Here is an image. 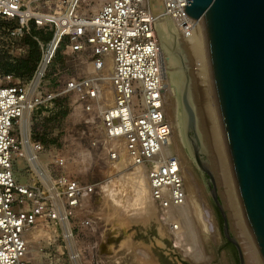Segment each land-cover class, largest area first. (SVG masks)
Wrapping results in <instances>:
<instances>
[{
	"label": "built area",
	"instance_id": "2783aa9c",
	"mask_svg": "<svg viewBox=\"0 0 264 264\" xmlns=\"http://www.w3.org/2000/svg\"><path fill=\"white\" fill-rule=\"evenodd\" d=\"M162 4V14L170 15L181 37L191 38L197 22L184 10L186 0H163ZM81 9V0H65L61 12L41 14L25 0H0V36L8 40L26 37L32 29L48 24L55 27L46 43L33 36L40 44L33 80L21 81L13 73L0 76V264H33L26 259V235L40 221L59 224L67 240L62 223L78 218L84 197L100 191L99 183L84 184L59 174L50 176L51 194L43 182L23 184L14 171V153L19 147L13 133L15 122L27 110H51L63 94H75L84 110L97 116L90 144L105 178L107 168L118 160V146L124 144L132 162L146 167L151 197L160 210L180 206L186 200L181 162L175 154H163L172 127L165 112L163 58L154 27L157 16L146 0H105L92 14ZM64 40L65 53L83 57L92 64L93 72L60 77V87L49 90L42 82ZM110 63L113 100L101 112L102 70ZM29 143L38 154L44 148L40 141L29 138ZM55 164L64 167L66 158L57 155ZM80 224L89 225L90 219L82 218ZM177 229L178 224H174L173 230Z\"/></svg>",
	"mask_w": 264,
	"mask_h": 264
},
{
	"label": "rangeland",
	"instance_id": "374dc122",
	"mask_svg": "<svg viewBox=\"0 0 264 264\" xmlns=\"http://www.w3.org/2000/svg\"><path fill=\"white\" fill-rule=\"evenodd\" d=\"M104 1L81 0V12L92 14ZM25 2L33 11L41 14H57L65 6V0H25ZM149 2H152V5H156L154 8L155 15L157 17L162 16L163 0H151ZM147 5L150 6L148 3ZM54 29V25L48 24L44 28L32 29V36L27 35L13 41L8 40L5 35L0 36V76L12 72L17 78L20 77L21 81L29 82L33 80L35 68L40 57V44L33 36L37 37L42 43H46L53 36ZM183 43L184 40L182 38L181 48L185 58H190L187 55L188 52L185 46L183 47ZM66 45L67 40H64L43 79L44 88L56 90L61 85V82L58 81L61 79L60 77L83 75L91 72L89 67H92V64L85 62L84 58L78 54L67 55L65 53ZM188 58L185 64L190 79V100L197 120V132L203 146L207 150L211 173L227 217L228 228L233 238L243 247L242 239L235 225L234 211L225 195V188L214 166L215 152L209 139V133L205 130L207 129L205 127L206 124L204 123L205 125H203L205 121L202 105L199 103L196 90L194 72L192 71L193 65ZM15 70H20V74H16ZM209 88L212 95V104L214 103L213 110L214 116H216V123H218V131L223 142L224 151H226L219 124L216 100L212 91L213 87L210 86ZM105 96L104 93L102 97L103 105ZM30 117V139L31 141H40L43 144V150L37 155L42 160L49 177L55 178L59 174H67L78 178L84 184H101L100 191L92 196L84 197L82 206L76 213L78 218L72 219L71 222L68 220L73 230L76 248L82 264H195L188 257L191 252L188 242L184 240L183 236L179 238L178 242L175 233L170 230L169 223L164 221L163 212H159V216L144 213L128 215V217L124 218V213L118 210L119 208L109 207L105 204L106 201L104 200L101 186L108 179V175H111L109 171L111 170V165L106 172L105 178V173L102 172L101 164L97 160V154H95L90 144L98 118L94 113H88L84 110L83 103L78 100L75 94L58 96L51 110L44 107L36 108L30 113ZM13 133L19 141L18 150L14 154V171L18 179L23 184L27 182L29 184L36 183L37 185L40 183L39 185H41L43 182L45 189L54 193L52 179L50 178L51 185L48 187L41 177L42 172L39 168L27 161L28 154L23 144L19 121L15 122ZM181 148L213 213L219 234V241L216 243H202V248L204 244L203 250L208 255L210 264H239L237 249L234 244L228 243L224 236L214 207L202 183L200 173L187 156L182 144ZM57 155L66 158L64 167H59L55 164ZM21 164L23 166H20ZM239 204L245 218L241 201ZM82 218H89L90 224H80V219ZM62 225L64 228L63 223ZM62 231V227L52 221L43 220L38 222L27 234V238L29 237L27 259L33 264H75L73 254L70 252ZM126 241L129 242L126 244ZM222 246L224 247L222 248ZM186 248H189L188 251ZM138 253L142 254L143 260L139 259L141 255L138 257ZM219 253L220 262L217 261Z\"/></svg>",
	"mask_w": 264,
	"mask_h": 264
},
{
	"label": "water",
	"instance_id": "95a60500",
	"mask_svg": "<svg viewBox=\"0 0 264 264\" xmlns=\"http://www.w3.org/2000/svg\"><path fill=\"white\" fill-rule=\"evenodd\" d=\"M186 2L187 15L201 21L229 164L245 218L264 262V0ZM154 27L167 65V70L162 71L167 73L176 97L175 128L179 140L201 175L227 242L236 247L239 264H246L242 248L228 228L207 150L197 132L180 32L170 15L156 19ZM209 183L213 184L211 190ZM218 257L220 262V253Z\"/></svg>",
	"mask_w": 264,
	"mask_h": 264
},
{
	"label": "bare ground",
	"instance_id": "6f19581e",
	"mask_svg": "<svg viewBox=\"0 0 264 264\" xmlns=\"http://www.w3.org/2000/svg\"><path fill=\"white\" fill-rule=\"evenodd\" d=\"M149 1H146V4L148 3L150 5L148 7H151L150 9L154 13V8L156 5H152V2ZM162 16L164 15L162 14ZM160 17H157V19ZM196 22V27L193 30V36L189 39L183 38V47L185 46L188 52L187 55L190 56V58L186 57L185 61L188 58L193 65L192 71L194 72L193 75L195 77L196 90L199 98V103L200 105H202V113L204 114L203 118L205 122H203V125L206 124L205 127L207 129L205 130L209 133L207 134L210 137L209 139L215 152V156L213 155L215 164L214 166L216 167L217 174L225 188V195L229 199L231 207L234 211L235 225L240 238L242 239L241 242L243 243V247L241 245L240 246L242 248L246 264H264L249 229L247 220H245V218L243 217V212L240 208L239 196L233 179L228 156L226 151H224L223 142L218 131V123H216V116H214L213 110L214 103L212 104V95L210 94L209 90V87L213 86L209 71L202 25L199 19L196 20ZM161 54L163 58V70H167L163 49H161ZM112 69L113 67L110 63L102 70L104 88H106L105 91L103 89L102 95L104 96L105 93L106 96L103 98L104 105L101 100V112L112 104L113 92L110 83V75ZM89 70L93 72V66L89 67ZM164 82L166 84V90L164 93L165 112L172 127V136L170 142L163 147V154L165 156L175 154L179 158L185 181L186 200L180 206L171 207L166 210H160L151 197L150 187L147 180L146 167L144 165L134 164L127 153L126 147L124 146V144H122L121 146H118V160L112 163L111 170H109L110 166L107 168V171L109 170L111 172V175H108V179L105 180V182L101 186L104 193V200L106 201L105 204L109 207L111 206L117 209L119 208L118 210L123 211L122 213H124V218L128 217V215H138L144 213L159 216V212H163L162 215L164 217V221L169 223L170 230L175 233L178 242L181 236H183V238H185L184 240L188 242L187 244H189V247L191 249L188 257L195 264H210L208 255L203 250L204 244L202 248V243H216L217 241H219V234L214 222L213 213L206 202L204 194L195 178V175L192 172L190 163H188L186 159L187 157H185L182 152L181 142L175 128V94L170 86L167 73H164ZM37 83L38 80L36 81V84ZM19 124L22 133L23 144L28 154V159L34 166L39 168V170L42 172V179L49 187L51 185V179L46 173V169L42 164V160L38 157L37 152L29 143L31 127L30 110L24 112L22 117L19 119ZM31 156L32 158L36 159L32 160ZM20 166L23 165L21 164ZM63 224L65 229L64 233L67 237V243L70 252L71 254H73L74 262L75 264H82L80 258L78 257V251L76 248V241L74 239V236L70 237L71 225L67 220H65ZM174 224H178L177 230H173ZM28 238L26 235L27 243ZM128 242L126 241V244ZM139 255H141V257ZM137 256L140 257V260H143L142 254L138 253Z\"/></svg>",
	"mask_w": 264,
	"mask_h": 264
},
{
	"label": "flooded vegetation",
	"instance_id": "af4514ba",
	"mask_svg": "<svg viewBox=\"0 0 264 264\" xmlns=\"http://www.w3.org/2000/svg\"><path fill=\"white\" fill-rule=\"evenodd\" d=\"M207 176H208V175H207ZM208 177H209V176H208ZM212 188H213V184H212V183H209V184H208V189L211 190Z\"/></svg>",
	"mask_w": 264,
	"mask_h": 264
},
{
	"label": "trees",
	"instance_id": "16d2710c",
	"mask_svg": "<svg viewBox=\"0 0 264 264\" xmlns=\"http://www.w3.org/2000/svg\"><path fill=\"white\" fill-rule=\"evenodd\" d=\"M16 74H20V70H15L14 71ZM9 73H12V72H9Z\"/></svg>",
	"mask_w": 264,
	"mask_h": 264
}]
</instances>
